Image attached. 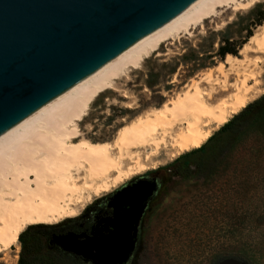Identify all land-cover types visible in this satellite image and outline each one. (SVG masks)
I'll return each mask as SVG.
<instances>
[{
    "label": "bare ground",
    "instance_id": "bare-ground-1",
    "mask_svg": "<svg viewBox=\"0 0 264 264\" xmlns=\"http://www.w3.org/2000/svg\"><path fill=\"white\" fill-rule=\"evenodd\" d=\"M260 1H195L2 134L0 254L15 247L29 227L76 218L78 206L82 209L133 177L201 149L215 131L263 94L264 28L245 46L243 59L229 56L226 63L186 85L160 108L125 124L112 143L88 140L80 128L98 98L120 91L117 82L130 70H139L153 54L160 56L164 44L190 36L207 20L218 17L220 10L245 11Z\"/></svg>",
    "mask_w": 264,
    "mask_h": 264
},
{
    "label": "rangeland",
    "instance_id": "rangeland-1",
    "mask_svg": "<svg viewBox=\"0 0 264 264\" xmlns=\"http://www.w3.org/2000/svg\"><path fill=\"white\" fill-rule=\"evenodd\" d=\"M219 12L190 36L164 44L160 56L153 54L139 70H130L116 84L120 91L101 95L80 123L83 136L112 143L125 124L160 108L186 85L226 63L229 56L243 59L245 46L264 28V0L249 10ZM226 50L235 55L223 57ZM226 66L229 69L230 64ZM219 131L202 150L146 173L159 172L152 181L161 184L165 193L160 199L146 201L148 208L151 204L149 211L139 206L130 231L131 250L117 264H219L227 258L264 264V121L239 138ZM81 177L83 173L80 185ZM113 193L93 198L82 209L78 206V217L58 225L73 230L70 233L80 243L93 239L95 236L76 232L107 213ZM124 196L115 200V208L124 203ZM120 217L116 210L115 218L106 220ZM130 221L125 217L111 225L127 234ZM43 243L44 253L63 249L54 236ZM22 249L20 240L6 255L0 254V264H18ZM81 258L84 264H101Z\"/></svg>",
    "mask_w": 264,
    "mask_h": 264
},
{
    "label": "water",
    "instance_id": "water-1",
    "mask_svg": "<svg viewBox=\"0 0 264 264\" xmlns=\"http://www.w3.org/2000/svg\"><path fill=\"white\" fill-rule=\"evenodd\" d=\"M195 1L0 0V136ZM122 231L83 243L71 233L54 238L65 252L117 264L131 250V230Z\"/></svg>",
    "mask_w": 264,
    "mask_h": 264
},
{
    "label": "trees",
    "instance_id": "trees-1",
    "mask_svg": "<svg viewBox=\"0 0 264 264\" xmlns=\"http://www.w3.org/2000/svg\"><path fill=\"white\" fill-rule=\"evenodd\" d=\"M226 54L235 55L233 51L226 50L222 56L224 57ZM262 120L264 121V96L233 117L228 124L220 129L219 133H228L239 138ZM213 138L215 136L209 141ZM64 226L56 224L29 227L19 238V241L21 240L23 244V249L18 264H84L82 258L58 248L55 252L47 251L44 253L45 245L43 240H50L55 235H64L69 231ZM42 257H44L43 260Z\"/></svg>",
    "mask_w": 264,
    "mask_h": 264
},
{
    "label": "flooded vegetation",
    "instance_id": "flooded-vegetation-1",
    "mask_svg": "<svg viewBox=\"0 0 264 264\" xmlns=\"http://www.w3.org/2000/svg\"><path fill=\"white\" fill-rule=\"evenodd\" d=\"M157 169H154L153 171ZM146 173L141 174V176L138 175V177H133L132 179L115 189L116 191L114 190V193L111 195L112 202L108 207L107 213L97 217L94 222L84 224L81 227V231L76 232V234H87L86 236H96V234H100L102 236H109L115 231V228L111 225V223H115L117 221L116 219H106L115 218L116 210H118V214L121 215L123 219L125 217L130 218L131 221L129 222V224H127L128 228L127 230H125L128 233L131 230L133 224H135V215L139 206H142V211L144 208L145 211H149L151 209V204L148 208L149 205H145L146 201L151 198L153 199V197H155L156 199H160L161 196L165 193V189L163 187H159V185L161 184L153 183L152 181L153 177H157L159 175V172L148 174ZM123 195H125L123 198L124 203L118 205V208H115V200ZM72 231L73 230L69 229V231L65 234H68Z\"/></svg>",
    "mask_w": 264,
    "mask_h": 264
}]
</instances>
